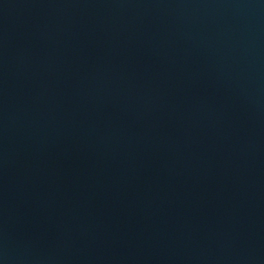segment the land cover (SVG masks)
Masks as SVG:
<instances>
[{"label": "water", "instance_id": "95a60500", "mask_svg": "<svg viewBox=\"0 0 264 264\" xmlns=\"http://www.w3.org/2000/svg\"><path fill=\"white\" fill-rule=\"evenodd\" d=\"M0 264H264V0H0Z\"/></svg>", "mask_w": 264, "mask_h": 264}]
</instances>
